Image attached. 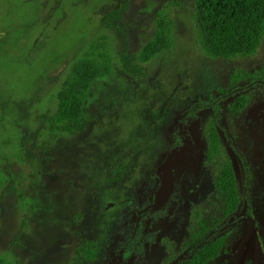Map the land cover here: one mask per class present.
I'll return each instance as SVG.
<instances>
[{
  "label": "rangeland",
  "instance_id": "374dc122",
  "mask_svg": "<svg viewBox=\"0 0 264 264\" xmlns=\"http://www.w3.org/2000/svg\"><path fill=\"white\" fill-rule=\"evenodd\" d=\"M195 1L0 0V264H66L80 242L105 244L99 264H118L116 247H127L120 264H170L196 236L198 245L223 241L209 264H264V133L248 123L257 103L264 109V84L239 81L243 104L240 94H219L235 75L264 76V43L253 57L208 58ZM116 7L124 13L110 29L104 19ZM159 13L174 20L173 50L138 77L116 65L92 87L88 129L51 137L43 116L86 44L106 36L116 54L137 53ZM212 120L224 153L216 165ZM225 163L242 198L229 218L215 188ZM142 214L160 219L151 228L159 232L144 234ZM89 244L86 261L98 252Z\"/></svg>",
  "mask_w": 264,
  "mask_h": 264
},
{
  "label": "trees",
  "instance_id": "16d2710c",
  "mask_svg": "<svg viewBox=\"0 0 264 264\" xmlns=\"http://www.w3.org/2000/svg\"><path fill=\"white\" fill-rule=\"evenodd\" d=\"M123 13L120 7H116L105 16L104 24L110 29L120 27L119 22ZM193 19L200 48L210 59L228 61L253 57L264 43V0H196ZM175 38L173 18L167 13H159L153 36L137 53L125 49L116 54L106 36H98L89 41L82 53L74 59L71 71L55 95L56 109L43 116L48 134L51 137L61 134L76 136L85 132L88 129L85 107L91 98L93 85L99 80L108 78L114 72L116 65L130 75L136 77L143 75L145 65L164 52L173 50ZM240 76H233V83L230 86L220 88V96H226L238 89L239 81L243 82L245 79L251 83L264 84V76L258 72L243 73ZM236 94L241 95L238 101L241 103L244 99L243 92ZM218 107L219 104L213 107L216 116ZM236 108L234 107V112ZM211 123L206 131L209 144L208 163L216 165L220 158H224L223 143L218 132V121L212 120ZM218 166L221 167V164ZM215 188L218 196L224 197L225 217L233 216L242 198L232 164L225 163L222 170L217 173ZM199 224L202 228H206L205 221L200 220ZM195 242L197 236L192 238L191 246H194ZM222 249L221 239L207 241L185 264H209L219 257ZM77 251L79 253L75 255L72 264L82 262L83 255L80 254L82 248ZM91 251L92 249L89 250V258L96 256V253L94 256V252Z\"/></svg>",
  "mask_w": 264,
  "mask_h": 264
},
{
  "label": "flooded vegetation",
  "instance_id": "af4514ba",
  "mask_svg": "<svg viewBox=\"0 0 264 264\" xmlns=\"http://www.w3.org/2000/svg\"><path fill=\"white\" fill-rule=\"evenodd\" d=\"M261 83V82H260ZM249 84H252V83H250L249 82ZM253 85V84H252ZM243 91H245L244 90V87H238V89H236V90H234V91H232V92H230L229 94H232V95H234V92H235V94H236V92H243ZM243 101H241V103L243 104V102H244V99H242ZM240 103V104H241ZM261 103H257L256 105H258V107H259V110L255 113L254 111H250V113L252 114H254V116H253V118H250L249 117V120H248V123H252L254 126H255V128H257L258 130H260L261 131V133H264V109L263 108H261L262 106L260 105ZM246 120V121H247ZM245 162V161H244ZM246 163V162H245ZM113 183H114V180H111ZM146 209H147V207H146ZM145 212H147V210L145 211ZM236 214V213H235ZM234 214V215H235ZM146 218V217H148L147 215H145V214H142L141 216H140V220L139 221H137V226L141 223V222H143L144 224H145V231H144V234H148V233H150V232H159V230L158 229H151V228H154L155 226H157V224H155V222H159V220L158 221H155L154 223L152 222V220L151 219H143V221L141 220L142 218ZM81 221V219H80V217L79 216H76V219H75V224L76 225H78V223ZM139 229V228H138ZM137 232V231H136ZM133 238V237H132ZM13 243H14V241H13ZM90 242H86V243H83V242H80V243H78V244H76V246H74L73 248H72V256L67 260V263L66 264H72V261L74 260V257H75V255L77 254V253H79V251H77V250H80V248H82L83 247V245L84 244H89ZM191 243L192 242H190V245H191ZM198 240H197V242H195V244H194V246H187V247H185L182 251H181V254H179L177 257H175V258H173L172 259V261H170L171 263L170 264H185L186 263V261L191 257V254H192V252H193V250L197 247V249H199L200 248V246H201V244L200 245H198ZM115 244L113 243V246H114ZM89 246H93V248H96L97 250H98V252H97V254H96V256L94 257V259H92V260H90V261H86V259H82V262H80L79 264H99V263H101V262H103L104 260H105V258H104V246H105V244H103V246H101V245H99V243L97 242V243H95V242H93V244H89ZM106 247V246H105ZM116 249L117 250H120V253L122 254V255H120L119 256V254H116L117 256H115L116 258H117V260H119V262H118V264H120L121 262H122V260H121V258L120 257H123V254L127 251V247H125V248H121V247H116ZM117 250H116V252H117ZM127 253V252H126ZM126 255V254H125ZM119 256V257H118ZM74 263V262H73Z\"/></svg>",
  "mask_w": 264,
  "mask_h": 264
}]
</instances>
